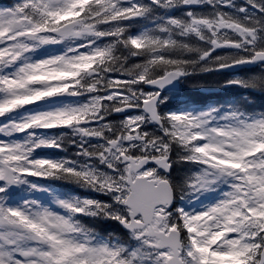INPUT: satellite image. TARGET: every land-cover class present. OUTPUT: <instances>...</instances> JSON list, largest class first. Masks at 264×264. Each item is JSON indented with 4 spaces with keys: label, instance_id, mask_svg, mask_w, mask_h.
I'll return each mask as SVG.
<instances>
[{
    "label": "snow or ice",
    "instance_id": "obj_1",
    "mask_svg": "<svg viewBox=\"0 0 264 264\" xmlns=\"http://www.w3.org/2000/svg\"><path fill=\"white\" fill-rule=\"evenodd\" d=\"M256 93L264 0L0 5V264H264Z\"/></svg>",
    "mask_w": 264,
    "mask_h": 264
},
{
    "label": "trees",
    "instance_id": "obj_2",
    "mask_svg": "<svg viewBox=\"0 0 264 264\" xmlns=\"http://www.w3.org/2000/svg\"><path fill=\"white\" fill-rule=\"evenodd\" d=\"M10 0H0V5H5V4H9ZM12 2V1H11ZM234 93L232 92H224V93H217L216 95L219 98H223L224 96H228V95H233ZM192 97L196 100H203L206 97L202 96L199 93H191ZM256 106H260V105H264V95H261L259 93H256L253 95V101H252ZM105 227H107V225H105Z\"/></svg>",
    "mask_w": 264,
    "mask_h": 264
}]
</instances>
